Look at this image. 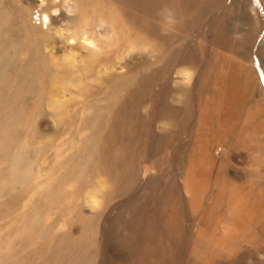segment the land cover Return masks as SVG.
<instances>
[{
	"label": "rangeland",
	"instance_id": "obj_1",
	"mask_svg": "<svg viewBox=\"0 0 264 264\" xmlns=\"http://www.w3.org/2000/svg\"><path fill=\"white\" fill-rule=\"evenodd\" d=\"M135 1L132 4H126V0L115 2L119 7L113 8L111 12L126 14L127 18L119 19L115 25L116 30H112L107 25L102 27L98 24L99 14L108 13L107 9L97 10L87 5L77 12L67 14L64 10L65 0H0V120L2 119L0 121V140L1 135L3 136V141L0 142V159L2 160H0L2 169H0V235L3 232V235L0 236V248L7 246L4 251L6 257L9 255V249L12 258L19 259L21 264H30L31 259L35 256L34 254L28 255L30 254V251L26 249L29 244L28 240L23 239L22 236L19 238V228L23 226L21 228L23 231L26 221L28 228H33V230L34 227L35 230L53 229L50 231L55 236L56 234L61 235V232L70 231L66 221L81 215L84 220L87 219L91 223L94 222L95 225H104L108 228L106 240L109 243H105L101 238L97 245L91 248V254L93 253L97 264H122V261L116 260L114 255L104 254L103 247L108 244L111 249L117 250L118 255L120 252L130 254L129 243L133 246L132 264H264V256H262L264 255V6L262 7L264 4L261 5L260 13L258 12L259 20H255L251 6L247 9L244 8L243 13L237 16L234 4L229 0L220 6L217 3L221 4L223 0H180L184 2V5L187 4L190 7V11L187 12L188 17L186 16L183 25L164 26V29L181 28V34V32L171 33L168 30L144 32L138 29L142 28L143 24L137 23L135 26L129 24L132 17L139 11L133 8L134 4L137 5ZM246 1L248 5L252 3V0ZM122 5L127 8L122 9ZM161 9H149L146 14L151 13L156 16L160 14ZM230 11L233 16H230ZM244 14L245 21L243 20ZM157 20H161L160 16ZM152 25L151 29H157V26ZM160 28L162 29V27ZM225 28L226 30H223ZM232 28L235 30L231 31ZM77 34L85 36L83 38L108 36L105 37V40L102 39L104 47L106 46V52L102 53L103 58L101 57L99 62H89L90 53L80 46L76 48V43H71L70 38L74 37L77 41L82 39V37H75ZM144 37H148V39ZM28 38L31 42L28 41ZM4 39H6L5 43ZM29 44H33V46ZM11 50L12 52H10ZM72 58L75 61L73 64ZM39 65L43 67L41 69L43 72ZM48 67L50 68L48 69ZM73 67L83 70L81 75ZM109 67L117 70L110 72ZM119 68H124L126 72H123L128 78L125 75H120L122 72ZM103 72L106 78L103 76ZM56 73H59L60 79V82L57 83L52 80ZM79 75L83 81L81 85L75 82ZM90 75L92 77H89ZM86 78H91L92 82H86ZM19 79L21 80L19 81ZM71 79L72 83L69 82ZM114 82L116 83L114 84ZM15 86H17L16 89ZM35 87L39 89L37 90ZM66 91L69 93L68 95ZM74 94L75 96H73ZM114 94L116 96H111ZM58 99L60 103L66 105V109L61 114L55 115L54 118L57 119L55 127L51 118L53 111L49 105ZM77 101L78 103H76ZM15 104L16 108H19L18 110L14 107ZM35 104L39 106L36 108ZM151 105L153 106L151 107ZM97 110L101 112L98 111V114ZM114 110L116 116L113 117L112 111ZM30 115L31 117H29ZM99 116H103L102 120ZM117 116H119L118 120L126 119L124 123L115 120ZM110 118H112V122ZM150 120L153 124L156 122L157 126L153 125ZM110 122L111 125H109ZM87 123L90 126H87ZM123 126L124 130L121 129ZM108 128L109 130H107ZM119 131L123 135L129 132L123 147L125 159L119 158L120 155L115 151L118 147L110 142V135H116ZM151 133L153 136H150ZM34 137L36 138L34 139ZM60 138L61 140H59ZM93 139H99V141L95 140L97 144H100L97 150L90 146L89 142ZM150 145H153V148ZM10 146L12 147L10 148ZM28 148L32 149L29 151ZM59 150L61 151L59 152ZM166 150L169 152L167 153ZM90 154L93 161L89 160V158L91 159ZM13 160L15 162H12ZM148 160L154 165L157 182L155 186L153 183L148 185L149 183L142 172V163L148 162ZM56 161L58 163L55 164ZM82 162L87 167V172H92L94 169L96 182L102 183L101 188L96 184L92 187V190H100H98V195H93L94 198L89 195L91 190H88L86 183H73L72 186L70 180L61 183L57 179L61 165L72 163L73 167L75 164L79 166ZM85 162L89 165H86ZM112 164H115L118 170L124 174L122 179H116L113 176L115 172L119 171L109 169L108 166ZM21 166L23 170L25 169L24 171ZM29 166L30 169H28ZM101 166L102 168H100ZM17 173L20 177L18 179H16ZM14 176L16 177L14 178ZM4 177L5 180H2ZM103 183L105 184L103 185ZM144 185L146 187L141 189ZM103 186L105 187L103 188ZM57 187L74 192V194L68 195L70 201L65 202L63 199L60 206L51 204L48 196V191ZM78 198L79 202L76 203ZM5 204L8 206L4 207ZM67 208H70V211ZM61 210L63 211L60 212ZM67 212H70L71 216L63 215ZM48 213L51 214L48 215ZM47 217L49 218L47 219ZM21 219H24L25 223ZM107 219L108 222H106ZM190 221L191 223H189ZM20 223L24 224L20 225ZM251 228L252 230H250ZM88 230L90 232L92 229ZM185 231L186 233H184ZM89 232L87 231V235ZM245 236L246 238H244ZM17 239L23 240L20 243ZM125 240L129 242H127V247L124 245ZM203 244L205 245L204 249L202 248ZM35 247L40 246L35 244ZM23 257L27 259H23Z\"/></svg>",
	"mask_w": 264,
	"mask_h": 264
},
{
	"label": "bare ground",
	"instance_id": "obj_2",
	"mask_svg": "<svg viewBox=\"0 0 264 264\" xmlns=\"http://www.w3.org/2000/svg\"><path fill=\"white\" fill-rule=\"evenodd\" d=\"M118 0H65V4H64V10L67 12V14L68 13H70V14H72V13H74V12H77L78 10H80V9H83V8H85L87 5L89 6V7H91V8H95V9H97V10H102V9H107L109 12L108 13H102V14H99V17H100V20H99V22H98V24L99 25H101L102 27H103V25H107L109 28H112V30H116V27H115V25L119 22L118 20L119 19H122V18H127V15L126 14H122V13H118V14H116V13H113V12H111V10H113V8H117V7H119V6H117L118 4H115V2H117ZM120 1H122V0H120ZM137 1V2H136ZM135 1V3H137V5H133V8H136L137 10H139L138 11V13L137 14H135L133 17H132V21L129 23V24H131V25H133V26H135L137 23H141V24H143V26H142V28H138L139 29V31H144V32H148V31H155V32H161V30L163 31V30H168V31H170L171 33H179V32H181L182 31V29L181 28H167V29H164L166 26L168 27L169 25H166L165 23H164V21H163V19H162V17H161V15L160 14H157L156 16L154 15V14H151V13H149V14H146V13H148V12H146L147 10H149V9H159V8H162V9H165V8H167V9H171L174 13H175V16H176V19H177V23L175 24V26H177V25H179V26H181V25H183L184 24V22H185V18H186V16L188 15L187 14V12H189L190 11V7H189V5H187V4H183L184 2H182V1H178V0H136ZM201 1V0H200ZM226 1H228V0H223V4L221 3V4H218L217 3V5H224V2H226ZM229 1H232V3L234 4V9L236 10V12H237V16H239L241 13H243V9L245 8V9H247V8H250V6H251V8H252V11H253V15H255L254 17H253V19H255V20H259V13H260V11H261V8L264 6V5H262V4H264V0H252L251 2V4H249L248 5V3H247V1L246 0H229ZM203 2V1H202ZM132 3H134V0H126V4H132ZM200 4H201V2H199ZM261 5H262V7H261ZM199 7V6H198ZM224 7V6H223ZM122 9H126L127 8V6H126V8H125V6L124 5H122V7H121ZM218 8H220V7H218ZM161 9V10H162ZM225 10H226V8H225ZM217 11H218V9H217ZM154 12V11H153ZM212 12V11H211ZM220 12V11H219ZM223 12V11H222ZM231 12V11H230ZM259 12V13H258ZM224 13H226V12H224ZM220 14V13H219ZM264 14V13H263ZM11 15V14H10ZM226 16H227V14H225ZM261 15V14H260ZM159 16H160V18H161V22L160 21H158L157 19L159 18ZM230 16H233V13L231 12L230 13ZM4 17V16H3ZM9 17V16H8ZM11 17V16H10ZM188 17V16H187ZM209 17H210V15H209ZM221 17V16H220ZM230 19V18H229ZM245 19V14L243 15V20ZM246 20V19H245ZM244 20V21H245ZM158 21V22H157ZM218 21V20H217ZM5 22H7V21H5ZM3 23V22H2ZM2 23H1V25H2ZM211 23H212V21H211ZM152 24H154L155 26H157V29H151V26H153ZM226 24V23H225ZM98 25V26H99ZM165 26V27H164ZM100 27V26H99ZM160 27H162V29L160 28ZM229 28V27H228ZM73 29H76V28H73ZM96 29V28H95ZM103 29V28H102ZM105 29V28H104ZM97 30V29H96ZM95 30V31H96ZM111 30V29H110ZM223 30H226V28L225 29H223ZM231 31L232 30H235V28H232V29H230ZM76 32V31H75ZM97 32V31H96ZM102 32V31H101ZM235 32V31H234ZM240 32V31H239ZM78 33L79 34H81V32L80 31H78ZM100 33V32H99ZM229 33V32H228ZM76 34V33H75ZM79 34H77V36H75V37H82V39H78V41H77V39L76 38H70L69 40H71V43L72 44H75L76 43V48L77 47H82V49H84L85 51H87L88 53H90V60H89V62H91V63H97V62H99L100 61V58L102 57V53L105 51V47H104V45H103V40H105L106 38L105 37H108V36H103V35H100V36H98V37H93V38H83V37H85V36H79ZM101 34V33H100ZM181 34H182V32H181ZM232 34H234V33H232ZM247 34V33H246ZM84 35V34H83ZM250 35V34H249ZM264 35V34H263ZM235 36V35H234ZM239 36V35H238ZM87 37V36H86ZM231 37V36H230ZM41 38V37H40ZM126 38H128V37H126ZM140 38V37H139ZM138 38V39H139ZM142 38V37H141ZM144 38H146V37H144ZM143 38V39H144ZM263 38H264V36H263ZM103 39V40H102ZM146 39H148V37L146 38ZM157 39V38H156ZM2 40V39H1ZM5 40L6 39H4L3 41H4V43H5ZM8 40H10V39H8ZM36 40V39H35ZM40 40V39H39ZM64 40H65V38H64ZM141 40V39H140ZM152 40H154V39H152ZM236 40V39H235ZM248 40V39H247ZM28 41H30V39L28 38ZM150 41V40H149ZM156 41V40H155ZM208 41V40H207ZM230 41H232V40H230ZM2 42V41H1ZM31 42V41H30ZM37 42V41H36ZM105 42H107V41H105ZM111 42V41H110ZM109 42V43H110ZM137 42V41H136ZM154 42V41H153ZM157 42V41H156ZM163 42V41H162ZM15 43V42H14ZM236 43V42H235ZM26 45H27V43H25ZM35 45H38V44H36V43H34ZM117 44V43H116ZM155 44V43H154ZM30 46H33V44L31 45V44H29ZM39 45H41V44H39ZM53 45V44H52ZM5 46V45H4ZM232 46V45H231ZM234 46V45H233ZM262 46V45H261ZM46 47H48V46H46ZM52 47H54V46H52ZM74 47V46H73ZM146 47H148V46H146ZM151 47V46H150ZM157 47H158V45H157ZM160 47V49H161V46H159ZM164 47V46H163ZM4 48V47H3ZM35 48V47H34ZM41 48V47H40ZM108 48V47H107ZM106 48V49H107ZM156 48V47H155ZM15 49V48H14ZM25 49V48H24ZM28 49V48H27ZM39 49V48H38ZM135 49H137V47L135 46ZM147 49V48H146ZM2 50V49H1ZM29 50V49H28ZM49 50H50V47H49ZM74 50V49H73ZM159 50V49H158ZM37 51V50H36ZM44 51V50H43ZM130 51V50H129ZM132 51V53H133V50H131ZM10 52H12V50L10 51ZM27 52V51H26ZM34 53H35V51H33ZM70 52V51H69ZM72 52V51H71ZM106 52V51H105ZM167 52V51H166ZM28 53V52H27ZM82 53V52H81ZM131 53V52H130ZM47 55V54H46ZM173 55V57H174V54H172ZM43 56V55H42ZM41 56V57H42ZM51 56V55H50ZM53 56V55H52ZM157 56V55H156ZM242 56V55H241ZM245 56V55H244ZM35 57V56H34ZM37 57H39V56H37ZM55 57V56H54ZM77 57V56H76ZM172 57V56H171ZM243 57V56H242ZM45 58H47L48 59V57H45ZM88 58V57H87ZM103 58V57H102ZM125 58V57H124ZM141 58V57H140ZM145 58V57H144ZM156 58V57H155ZM167 58V57H166ZM119 59V58H118ZM129 59V58H128ZM148 59V58H147ZM237 59V58H236ZM57 60V59H56ZM121 60V59H120ZM127 60V59H126ZM161 60H162V58H161ZM28 61V60H27ZM46 61V60H45ZM48 61V60H47ZM117 61V60H116ZM130 61V60H129ZM146 61V60H145ZM150 61V60H149ZM29 62V61H28ZM71 62H72V64L73 63H75V61H74V59L72 58V60H71ZM118 62V61H117ZM120 62V61H119ZM163 62H166V61H164L163 60ZM179 62V61H178ZM31 63V62H30ZM45 63V62H44ZM47 63V62H46ZM49 63V62H48ZM51 63V62H50ZM129 63V62H128ZM162 63V62H161ZM181 63V62H180ZM25 64V63H24ZM32 64V63H31ZM157 64V63H156ZM160 64V63H159ZM167 64V63H166ZM30 65V64H29ZM43 65V64H42ZM46 65V64H45ZM44 65V66H45ZM53 65V64H52ZM94 65V64H93ZM115 64H113V66H114ZM117 65H118V63H117ZM119 65H120V63H119ZM152 65H153V62H152ZM155 65V64H154ZM33 66V65H32ZM41 68H40V70L43 68L41 65H39ZM48 66V65H47ZM49 66H50V64H49ZM58 66V65H57ZM73 66H75V65H73ZM128 66V65H127ZM156 66V65H155ZM70 67H72V66H70ZM115 67V66H114ZM118 67V66H117ZM151 67V66H150ZM167 67V66H166ZM194 67V66H193ZM36 68H37V66H36ZM46 68V67H45ZM50 67H48V69H49ZM74 68V67H73ZM72 68V69H73ZM103 68V67H102ZM146 68V67H145ZM144 68V69H145ZM176 68V67H175ZM24 69V68H23ZM31 69V68H30ZM29 69V72H31V70ZM75 69V68H74ZM104 69H106V68H104ZM108 69V68H107ZM127 70H128V68H126ZM174 69V68H173ZM181 69V68H180ZM39 70V69H38ZM62 70V69H61ZM61 70H59V71H61ZM75 70H78V73H80V75H81V72L83 71V70H79V69H75ZM109 70H110V72H115L117 69L115 68V69H112V68H110L109 67ZM119 70L122 72L120 75L121 76H124L125 75V70H124V68H119ZM146 70H148L147 68H146ZM23 71V70H22ZM26 71V70H25ZM42 72H43V70H41ZM46 71V70H45ZM44 71V72H45ZM55 71V70H54ZM123 71H125V72H123ZM129 71V70H128ZM145 71V70H144ZM173 71V70H172ZM194 71V70H193ZM27 72H28V70H27ZM52 72H53V69H52ZM66 72V71H65ZM76 72V71H75ZM110 72H109V74H110ZM119 72V71H118ZM130 72H132V71H130ZM22 73V72H21ZM64 73V72H63ZM62 73V74H63ZM70 73H72V72H70ZM92 73V72H91ZM106 73V72H105ZM170 73V72H169ZM175 73V72H174ZM23 74V73H22ZM35 74V73H34ZM34 74H32V75H34ZM87 74V73H86ZM98 74V73H97ZM102 74V73H101ZM107 74V73H106ZM20 76H21V74H19ZM27 75V74H26ZM49 75V74H48ZM76 75V74H75ZM79 75V78L77 77L76 78V80H75V82H77L78 84H82L83 83V81H82V79H81V76ZM99 75V74H98ZM176 75V74H175ZM23 76V75H22ZM68 76V75H67ZM103 76L105 77V75H104V72H103ZM107 76V75H106ZM115 76H116V74H115ZM126 77H127V75H125ZM134 76H136V75H134ZM172 76H173V74H172ZM185 76H186V74H185ZM192 76V75H191ZM28 77V76H27ZM34 76H32V78H33ZM76 77V76H75ZM89 77H92V75H90ZM98 77V76H97ZM100 77V76H99ZM126 77L124 78V80L126 79ZM132 77H133V75H132ZM153 77V76H152ZM169 77H171V76H169ZM196 77V76H195ZM23 78V77H22ZM25 78V77H24ZM106 78V77H105ZM113 78V77H112ZM122 78V77H121ZM120 78V79H121ZM128 78V77H127ZM186 78V77H185ZM188 78V77H187ZM34 80H35V78H33ZM45 79H46V77H45ZM49 79V76H48V78H47V80ZM102 79V78H101ZM100 79V80H101ZM116 79V78H115ZM167 79H168V77H167ZM166 79V80H167ZM174 79H175V77H174ZM178 79V78H177ZM196 79V78H195ZM194 79V80H195ZM21 79H19V81H20ZM34 80H33V82H34ZM41 80H42V78H41ZM52 80L53 81H56V83L57 82H60V79H59V73H56L53 77H52ZM112 80H114V79H112ZM117 80V79H116ZM115 80V81H116ZM129 80V79H128ZM188 80V79H187ZM193 80V81H194ZM18 81V82H19ZM25 81V80H24ZM26 81H27V79H26ZM39 81V80H38ZM85 81L86 82H92V79L91 78H86L85 79ZM94 81V80H93ZM110 81V80H109ZM108 81V82H109ZM121 81H123L122 79H121ZM196 81V80H195ZM17 82V83H18ZM32 82V83H33ZM36 82V81H35ZM42 82H44V81H42ZM42 82H40V83H42ZM49 82H51L52 83V81L51 80H49ZM70 83H72V79H71V81H69ZM96 82V81H95ZM99 82V81H98ZM112 82V81H111ZM117 82H118V80H117ZM124 82V81H123ZM126 82V81H125ZM38 83V82H37ZM50 83V84H51ZM100 83V82H99ZM116 82H114V84H115ZM131 83V82H130ZM130 83H129V85H130ZM165 83V82H164ZM172 83H173V81H172ZM181 83V82H180ZM179 83V84H180ZM28 84V83H27ZM34 84V83H33ZM45 84V83H44ZM47 84V83H46ZM161 84H163V83H161ZM168 84V83H167ZM177 84V83H176ZM196 84V83H195ZM18 85V84H17ZM21 85V84H20ZM35 85V84H34ZM39 85V84H38ZM49 85V84H48ZM57 85V84H56ZM79 85V86H80ZM122 85V84H121ZM128 85V86H129ZM42 86V85H41ZM52 87H53V85H51ZM61 86V85H60ZM84 86H86V85H84ZM120 88H121V86L120 85H118ZM124 86H125V84H124ZM127 86V87H128ZM168 86V85H167ZM172 86H174L173 84H172ZM16 87L17 86H15V89H16ZM24 87H25V85H24ZM46 87H47V85H46ZM46 87H45V89H46ZM102 87V86H101ZM100 87V88H101ZM107 87V86H106ZM105 87V88H106ZM117 87V86H116ZM158 87V86H157ZM156 87V88H157ZM159 87H161V86H159ZM163 87H165V86H163ZM162 87V88H163ZM21 88V87H20ZM27 88H28V86H27ZM26 88V89H27ZM33 88V87H32ZM42 88V87H41ZM55 88V87H54ZM58 88V87H57ZM57 88H55V89H57ZM83 88V87H82ZM103 88V87H102ZM123 88V87H122ZM125 88V87H124ZM22 89V88H21ZM35 89H37V87H35ZM39 89V88H38ZM37 89V90H38ZM109 89V88H108ZM113 89H115V88H113ZM164 89V88H163ZM28 90V89H27ZM74 90V89H73ZM87 90V89H86ZM162 90V89H161ZM29 91L31 92V89H29ZM33 91V90H32ZM44 91V90H43ZM78 91V90H77ZM84 91V90H83ZM107 91H109V90H107ZM114 91V90H113ZM127 91V90H126ZM22 92H23V90H22ZM26 92V91H25ZM24 92V93H25ZM40 92V91H39ZM71 92V91H70ZM85 92V91H84ZM123 92V91H122ZM140 92H141V90H140ZM159 92V91H158ZM160 92H162V91H160ZM159 92V93H160ZM215 92V91H214ZM213 92V93H214ZM13 93H14V91H13ZM38 93V92H37ZM36 93V94H37ZM43 93V92H42ZM92 93V92H91ZM90 93V94H91ZM104 93H105V91H104ZM110 93V92H109ZM206 93V92H205ZM31 94H32V92H31ZM34 94H35V92H34ZM44 94V93H43ZM45 94H47V93H45ZM58 94V93H57ZM65 94V93H64ZM66 94L68 95L69 93H67V91H66ZM76 94V93H75ZM75 94L73 95V96H75ZM86 94H87V92H86ZM129 94V93H128ZM173 94V93H172ZM24 95H26V93L24 94ZM23 95V96H24ZM48 95V94H47ZM100 95V94H99ZM102 95V94H101ZM100 95V96H101ZM158 95H160L161 96V94H158ZM214 95V94H213ZM11 96V95H10ZM13 96V98H14V95H12ZM17 96H19V95H17ZM16 96V97H17ZM22 96V97H23ZM27 96H29V95H27ZM44 96V95H43ZM56 96V95H55ZM90 96V95H89ZM109 96V95H108ZM107 96V97H108ZM111 96H116V94H114V95H111ZM191 96V95H190ZM26 97V96H25ZM31 97V96H30ZM106 97V96H105ZM104 97V98H105ZM119 97V96H118ZM154 97V96H153ZM37 98V97H36ZM42 96H41V100H42ZM73 98V97H72ZM87 98V97H86ZM90 98H91V96H90ZM109 98H110V96H109ZM114 98V97H113ZM157 98V97H156ZM196 98V97H195ZM194 98V99H195ZM9 99H11V97H9ZM16 99H18V98H16ZM40 99H38V100H40ZM53 99V98H52ZM88 99V98H87ZM86 99V100H87ZM95 99V98H94ZM93 99V100H94ZM97 99V98H96ZM105 99H108V98H105ZM110 99H112V97L110 98ZM159 99V98H158ZM45 100V99H44ZM49 100V99H48ZM47 100V101H48ZM67 100V99H66ZM103 100V99H102ZM8 101V100H7ZM85 101V100H84ZM104 101V100H103ZM110 101V100H109ZM154 101V100H153ZM171 101V100H170ZM11 102V101H10ZM35 102V101H34ZM40 102V101H39ZM38 102V103H39ZM42 102V101H41ZM46 102V101H45ZM97 102V101H96ZM108 102V101H107ZM112 102V101H111ZM190 102V101H189ZM196 102V101H195ZM36 103V102H35ZM37 103V104H38ZM42 103H44V101L42 102ZM76 103H78V101L76 102ZM109 103V102H108ZM154 103V102H153ZM80 104V103H79ZM95 104V103H94ZM112 104V103H111ZM7 105H8V103H7ZM7 105H5L6 107H7ZM13 105V104H12ZM75 105V104H74ZM110 105V104H109ZM119 105V104H118ZM197 105V104H196ZM11 106V105H10ZM37 105L35 104V107H36ZM39 106V105H38ZM37 106V107H38ZM48 106V105H47ZM76 106V105H75ZM94 106V105H93ZM104 106V105H103ZM102 106V107H103ZM112 106V105H111ZM110 106V107H111ZM153 105H151V107H152ZM157 106V105H156ZM9 107V106H8ZM14 107L16 108L17 107V105L15 104L14 105ZM35 107H33L34 109H35ZM36 107V108H37ZM88 107V106H87ZM107 108H109L108 106H106ZM118 107V106H117ZM10 108H12V107H10ZM9 108V109H10ZM15 108H13V109H15ZM49 108L53 111V113H52V115H51V118L53 119V124L55 125V127L57 126V119L56 118H54L55 117V115H59V114H61V112H63L65 109H66V105H64L62 102L60 103L59 102V99L57 100V101H54V102H52L50 105H49ZM79 108H81V107H79ZM78 108V109H79ZM86 108V107H85ZM84 108V109H85ZM89 108V107H88ZM87 108V109H88ZM93 108V107H92ZM99 108H101V107H99ZM105 108V107H104ZM17 109V108H16ZM19 109V108H18ZM17 109V110H18ZM31 109H32V107H31ZM71 109H72V107H71ZM83 109V108H82ZM141 109H142V107H141ZM144 109V108H143ZM146 109V108H145ZM217 109H218V107H217ZM28 110V109H27ZM36 110V109H35ZM49 110V109H48ZM75 110V109H74ZM92 110V109H91ZM91 110H90V112H91ZM100 110V109H99ZM99 110H97V112L96 113H98V111ZM102 110H104V109H102ZM106 110V109H105ZM152 110V109H151ZM1 111V110H0ZM12 111V110H11ZM16 111V110H15ZM20 111V110H19ZM17 112L18 114L20 113V112ZM72 111V110H71ZM70 111V112H71ZM85 111H86V109H85ZM150 111V110H149ZM218 111V110H217ZM216 111V112H217ZM8 112V111H7ZM6 112V113H7ZM28 113H29V110L27 111ZM31 112H32V110H31ZM49 112V111H48ZM74 112V111H73ZM101 111H99V113H100ZM122 112V111H121ZM151 112V111H150ZM5 113V114H6ZM13 113H15V112H13ZM16 113V114H17ZM65 113H67V112H65ZM75 113V112H74ZM98 113V114H99ZM156 113V112H155ZM18 114H17V116H18ZM51 114V113H50ZM73 114V113H72ZM102 114V113H101ZM105 114H107V113H105ZM112 116L114 117V116H116V112H115V110L114 111H112ZM148 114V113H147ZM151 114H154V113H151ZM14 115V114H13ZM32 115V114H31ZM31 115L29 116V117H31ZM37 115V113L35 114V116ZM41 115V114H40ZM46 115V114H45ZM81 115V114H80ZM72 116V115H71ZM91 116V113H90V115H89V117ZM124 116V115H123ZM147 116V115H146ZM150 116V115H149ZM155 116V115H154ZM153 116V117H154ZM24 117V116H23ZM44 117V116H43ZM86 118H87V116H85ZM97 117V116H96ZM96 117H95V119H96ZM100 117V116H99ZM111 117V116H110ZM2 118V117H1ZM9 118V117H8ZM13 118V117H12ZM33 118V117H32ZM38 118V117H37ZM46 118V117H45ZM44 118V120H46ZM50 118V119H51ZM81 118V117H80ZM101 118V120H102V118H103V116L102 117H100ZM118 118H119V116H117L116 118H115V120H118ZM150 118H151V116H150ZM149 118V119H150ZM21 119V118H20ZM27 120H29L28 118H26ZM39 119H41V118H39ZM43 119V118H42ZM75 119V118H74ZM90 119H91V117H90ZM106 119H108V118H106ZM111 119V122H112V118H110ZM2 120V119H1ZM0 120V121H1ZM8 120H10V118L8 119ZM23 120V119H22ZM82 120V119H81ZM86 120V119H85ZM109 120V119H108ZM107 120V121H108ZM120 121H122L123 123H124V121L126 120H124L123 118H120L119 119ZM118 120V121H119ZM146 120V119H145ZM19 121V120H18ZM25 121V120H24ZM30 121V120H29ZM88 121V120H87ZM93 121V120H92ZM147 121V120H146ZM158 121V120H157ZM7 122V121H6ZM14 122H16V121H14ZM38 122V121H37ZM45 122V121H44ZM93 122H95V121H93ZM92 122V123H93ZM111 122L109 123V125H111ZM150 122L152 123V120H150ZM5 123V122H4ZM8 123H10V122H8ZM23 123V122H22ZM81 123H82V121H81ZM90 123V122H89ZM91 123V124H92ZM97 123H98V121H97ZM150 123V125H152ZM214 123V122H213ZM10 124H12V123H10ZM50 124V123H49ZM70 124V123H69ZM88 124V123H87ZM96 124V123H95ZM99 124V123H98ZM155 124H156V122H155ZM155 124H153V125H155ZM5 125V124H4ZM39 125V124H38ZM48 125V124H47ZM108 125V126H109ZM149 125V124H148ZM1 126H2V124H1ZM11 126V125H10ZM15 126H16V124H15ZM87 126H90L89 124L87 125ZM98 126V125H97ZM155 126H157V125H155ZM170 126V125H169ZM32 127V126H31ZM54 127V128H55ZM70 127V126H69ZM68 127V128H69ZM82 127V126H81ZM150 127H152V126H150ZM173 127V126H172ZM34 128V127H33ZM67 128V129H68ZM80 128V127H79ZM124 128V126L123 127H121V129H123ZM148 128V127H147ZM10 129H12V128H10ZM9 129V130H10ZM60 129V128H59ZM82 129V128H81ZM93 129H95V128H93ZM157 129V128H156ZM160 129V128H159ZM168 129H170V128H168ZM58 130V129H57ZM80 130V129H79ZM83 130H84V128H83ZM92 130V129H91ZM90 130V131H91ZM99 130V129H98ZM107 130H109V128L107 129ZM124 130V129H123ZM122 130V131H123ZM148 130V129H147ZM7 131V130H6ZM5 131V132H6ZM29 131V130H28ZM36 131V130H35ZM59 131V130H58ZM63 131H64V128H63ZM85 131V130H84ZM121 131V130H120ZM120 131H119V133L118 134H116V135H110L111 136V139H110V142L113 144V145H116L117 147H118V149H116L115 151H116V153L118 154V155H120V159H125V150L123 149V147L125 146V141H126V138H127V134L129 133V132H126L125 133V135H123L122 133H120ZM30 132V131H29ZM32 132H34V131H32ZM37 132H38V130H37ZM37 132H35V134L37 133ZM71 132V131H70ZM89 132V131H88ZM94 132H96V131H94ZM168 132V131H167ZM12 133V132H11ZM31 133V132H30ZM62 133V132H61ZM72 133H74V132H72ZM71 133V134H72ZM82 133V132H81ZM87 133V132H86ZM97 133V132H96ZM9 134V133H8ZM17 134V133H16ZM28 134V133H27ZM57 134V133H56ZM84 134V133H83ZM98 134V133H97ZM110 134H112V133H110ZM152 134V133H151ZM6 135V134H5ZM5 135H4V137H5ZM37 135H38V133H37ZM53 135V134H52ZM62 135V134H61ZM79 135V134H78ZM87 135V134H86ZM99 135V134H98ZM103 135V134H102ZM150 135V134H149ZM173 135V134H172ZM33 136V135H32ZM58 136V135H57ZM56 136V137H57ZM89 136H91V135H89ZM103 136H105V135H103ZM150 136H153V134L152 135H150ZM156 136H157V134H156ZM155 136V137H156ZM195 136V135H194ZM2 135H1V140H2ZM8 137V136H7ZM82 137V136H81ZM96 137V136H95ZM36 137H34V139H35ZM50 138V137H49ZM64 138V137H63ZM72 138V137H71ZM79 138H80V136H79ZM88 138V137H87ZM90 138V137H89ZM103 138V137H102ZM7 140H8V138H6ZM16 139H17V137H16ZM31 139V138H30ZM47 139V138H46ZM91 139V138H90ZM1 140H0V142H1ZM7 140H6V142H7ZM10 141H11V139H9ZM28 140V139H27ZM56 140V139H55ZM59 140H61V138L59 139ZM74 140H76V139H74ZM95 140H97V141H99V139H93V140H90V146L93 148V149H98V146L100 145V144H97L96 142H95ZM102 140V139H101ZM3 141V140H2ZM14 141V140H13ZM17 141V140H16ZM68 141V140H67ZM70 141V140H69ZM148 141H149V138H148ZM6 142H3L4 144L6 143ZM33 142V141H32ZM37 142V141H36ZM40 142V141H39ZM45 142V141H44ZM48 142V141H47ZM50 142V141H49ZM41 143V142H40ZM54 143V142H53ZM65 143V142H64ZM84 143V142H83ZM153 143V142H152ZM151 143V144H152ZM12 144H15V143H12ZM21 144V143H20ZM37 144V143H36ZM57 144V143H56ZM28 145V144H27ZM38 145V144H37ZM65 145V144H64ZM88 145V144H87ZM148 145V144H147ZM15 146H18V145H15ZM23 146H24V144H23ZM40 146V145H39ZM41 146H42V144H41ZM79 146H80V144H79ZM153 146V145H152ZM151 145H150V147H152ZM169 146V145H168ZM4 147H6L5 145H4ZM12 146H10V148H11ZM20 147V146H19ZM44 147V146H43ZM39 148V147H38ZM67 148V147H66ZM80 148V147H79ZM91 148V149H92ZM153 148V147H152ZM152 148H150V149H152ZM3 149V148H2ZM14 149V148H13ZM29 149V151L32 149H30V148H28ZM53 149V148H52ZM55 149V148H54ZM82 149V148H81ZM92 149V150H93ZM101 149V148H100ZM144 149H146V148H144ZM150 149H148V150H150ZM1 150V149H0ZM8 150V149H7ZM40 150V149H39ZM38 150V151H39ZM71 150V149H70ZM92 150H91V152H92ZM111 150V149H110ZM139 150V149H138ZM154 150V149H153ZM3 151V150H2ZM19 151V150H18ZM22 153H23V151L22 150H20ZM33 151V150H32ZM36 151V150H35ZM34 151V152H35ZM43 151V150H42ZM53 151V150H52ZM57 151V150H56ZM61 150H59V152H60ZM67 151V150H66ZM74 151V150H73ZM94 151V150H93ZM112 151V150H111ZM7 152V151H6ZM13 152V151H12ZM37 152V151H36ZM55 152V151H54ZM59 152H58V154H59ZM70 152V151H69ZM96 152V151H95ZM95 152H94V154H95ZM144 152V151H143ZM146 152V151H145ZM150 152H152V151H150ZM166 152H167V150H166ZM169 152V151H168ZM167 152V153H168ZM9 153V152H8ZM67 153V152H66ZM101 153V152H100ZM99 153V154H100ZM12 154V153H11ZM29 154H31V153H29ZM34 154V153H33ZM74 155H75V153H73ZM79 154V153H78ZM112 154V153H111ZM146 154L148 155V153L146 152ZM7 155H9V154H7ZM19 155H20V153H19ZM22 155V154H21ZM24 155V154H23ZM64 155V154H63ZM72 155V154H71ZM73 155V156H74ZM153 155V154H152ZM166 155V154H165ZM13 156V155H12ZM47 156V155H46ZM72 156V157H73ZM90 156H91V159L89 158V160H92L93 161V159H92V155L90 154ZM11 157V156H10ZM10 157H8V158H10ZM23 157V156H22ZM50 157V156H49ZM63 157V156H62ZM64 157H65V155H64ZM63 157V158H64ZM84 157V156H83ZM101 157V156H100ZM164 157V156H163ZM30 158V157H29ZM44 158V157H43ZM67 158V157H66ZM79 158V157H78ZM88 158V157H87ZM141 158V157H140ZM142 158H143V155H142ZM141 158V159H142ZM4 159V158H3ZM47 159V158H46ZM49 159V158H48ZM53 159V158H52ZM70 159H72L71 157H70ZM84 159V158H83ZM82 159V160H83ZM101 159H102V157H101ZM111 159H112V157H111ZM164 159V158H163ZM209 159V158H208ZM1 160V159H0ZM7 160V159H6ZM5 160V162L7 163V161ZM10 160V159H9ZM17 160V159H16ZM32 160H34V159H32ZM31 160V161H32ZM44 160H45V158H44ZM51 160V159H50ZM146 160V159H145ZM152 160H154V159H152ZM205 160V159H204ZM2 161V160H1ZM92 161H90V162H92ZM137 161H138V158H137ZM166 161V159L164 160V162ZM172 161V160H171ZM4 162V163H5ZM12 162H15L14 160L12 161ZM17 162V161H16ZM46 162V161H45ZM48 162V161H47ZM50 162V161H49ZM81 162V161H80ZM96 162V161H95ZM95 162H94V164H95ZM98 162V161H97ZM30 163H34V162H30ZM56 163H58L57 161L55 162V164ZM61 163V162H60ZM88 163H89V161H88ZM87 163V164H88ZM104 163V162H103ZM139 163H142V162H139ZM11 164V163H10ZM53 164V163H52ZM85 164H86V162H85ZM86 164V165H87ZM165 164H167V163H165ZM6 165V164H5ZM26 165V164H25ZM37 165V164H36ZM89 165V164H88ZM38 166V165H37ZM58 166V165H57ZM92 166V165H91ZM96 166H98V165H96ZM100 166V165H99ZM136 166V165H135ZM158 166V165H157ZM10 167V166H9ZM8 167V168H9ZM15 167V166H14ZM18 167V166H17ZM43 167H44V165H43ZM45 167H49V166H45ZM52 167V166H51ZM93 167H95L94 165H93ZM4 168V167H3ZM16 168V167H15ZM21 168H22V166H21ZM86 168L87 167H85V165H84V162H82L81 164H79V166H77L76 164H75V166H73L72 167V163H69V164H65V165H61V167H60V171H59V173H58V175H59V177H57V179L61 182V183H64L65 182V180H70L69 182L71 183V185L73 184V183H78V184H84V183H86L87 184V187H88V190L90 191L91 190V192L89 193V195L91 196V198H94V194H97L98 195V193H99V191L98 190H92L93 188V186L96 184L97 186H101V182L99 181H97L96 182V180H95V173L93 172V170H92V172H87L86 171ZM92 168V167H91ZM100 168H102V166L100 167ZM100 168H99V170H100ZM108 168L109 169H114L115 171L116 170H118V168L116 167V165L114 164H112V165H109L108 166ZM160 168V167H159ZM1 169V168H0ZM28 169H30V166H29V168ZM48 169V168H47ZM58 169H59V167H58ZM98 169V168H97ZM163 169V168H162ZM180 169V168H179ZM2 170V169H1ZM16 170H17V168H16ZM22 170H23V168H22ZM25 170V169H24ZM23 170V171H24ZM41 170V169H40ZM88 170V169H87ZM105 170V169H104ZM8 171V170H7ZM10 171H11V169H10ZM19 171V170H18ZM54 171V170H53ZM91 171V170H90ZM95 171H97V170H95ZM102 171V170H101ZM100 171V172H101ZM119 171V170H118ZM140 171V170H139ZM162 171V170H161ZM174 171V170H173ZM20 172H21V170H20ZM27 172V171H26ZM55 172V171H54ZM53 172V173H54ZM142 172H143V174L145 175L144 177H146V181H147V183H149L148 185H151L152 183L154 184V186L157 184V182H156V177H155V173H154V165L151 163V162H149V160H148V162H146L145 161V163H142ZM170 172V171H169ZM3 173H5V172H3ZM42 173V172H41ZM157 173H159V172H157ZM179 173H180V171H179ZM14 174H16L15 173V171H14ZM28 174V173H27ZM43 174H45L44 172H43ZM141 174V173H140ZM158 175V174H157ZM166 175V174H165ZM177 175H178V173H177ZM11 176V175H10ZM33 176V175H32ZM43 176V175H42ZM113 176H115V178L116 179H122V177L124 176V174L123 173H121L120 171L119 172H115V174L113 175ZM16 176H14V178H15ZM18 173H17V178L16 179H18ZM24 177V176H23ZM47 177V176H46ZM104 177H106V176H104ZM143 177V178H144ZM20 178V177H19ZM107 178V177H106ZM10 179V178H9ZM12 179V178H11ZM16 179H15V182H17L16 181ZM28 179V178H27ZM50 179V178H49ZM55 179H56V177H55ZM98 179V178H97ZM2 180H5V177L2 179ZM46 180V179H45ZM54 180V179H53ZM103 180H105V179H103ZM145 180V179H144ZM165 180V179H164ZM163 180V181H164ZM167 180V179H166ZM12 181V180H11ZM14 181V180H13ZM40 181V180H39ZM43 181V180H42ZM55 181V180H54ZM109 181V180H108ZM47 182V181H46ZM52 182V181H51ZM131 182V181H130ZM141 182V181H140ZM180 182V181H179ZM26 183V182H25ZM24 183V184H25ZM42 183V182H41ZM166 183V182H165ZM39 184V183H38ZM50 184V183H49ZM105 183H103V185H104ZM107 184H108V182H107ZM106 184V185H107ZM145 184V183H144ZM161 184H162V182H161ZM68 185V184H67ZM74 185H76V184H74ZM37 186V185H36ZM70 186V185H69ZM73 186V185H72ZM78 186V185H77ZM86 186V185H85ZM162 186V185H161ZM164 186V185H163ZM23 187H25L24 185H23ZM105 186H103V188H104ZM146 187V185H144V186H142V188L141 189H143V188H145ZM148 187V186H147ZM95 188V187H94ZM101 188V187H100ZM102 188V189H103ZM137 188V187H136ZM149 188V187H148ZM211 188V187H210ZM34 189V188H33ZM38 189H39V187H38ZM86 189V188H85ZM101 189V190H102ZM208 189V188H207ZM45 190V189H44ZM110 190V189H109ZM7 191V190H6ZM16 191H17V189H16ZM33 191V190H32ZM46 191V190H45ZM75 192H79V191H76V190H74ZM83 191H85V190H83ZM161 191V190H160ZM260 191V190H259ZM31 192V191H30ZM34 192V191H33ZM37 192H38V190H37ZM42 192V191H41ZM40 192V193H41ZM49 193H48V196H49V198H50V200H51V204H53L54 206H57V205H59L61 202H62V200L63 199H65L64 201L65 202H68V201H70L69 199H70V197H69V199H68V195H72V194H74V192H70V191H67L65 188L64 189H58V187L57 188H54V189H52L51 191H48ZM133 192V191H132ZM207 192V191H206ZM261 192V191H260ZM32 193V192H31ZM35 193V192H34ZM81 194H82V191L80 192ZM136 193V192H135ZM140 193V192H139ZM262 193V192H261ZM4 194V193H3ZM45 194V193H44ZM85 194V193H84ZM86 194H88V193H86ZM101 194V193H100ZM105 194H107V193H105ZM146 194H147V192H146ZM45 195H47V194H45ZM96 195V196H97ZM121 195V194H120ZM22 196V195H21ZM27 196V195H26ZM82 196V195H81ZM138 196V195H137ZM161 196V195H160ZM211 196V195H210ZM45 197H47V196H45ZM74 197V196H73ZM75 197H76V195H75ZM99 197V196H98ZM145 197V196H144ZM49 198H47L48 200H49ZM126 198V197H125ZM22 199V198H21ZM36 199V198H35ZM43 199V198H42ZM76 199V198H75ZM106 199V198H105ZM121 199V198H120ZM157 199V198H156ZM188 199V198H187ZM227 199V198H226ZM28 200V199H27ZM38 200V199H37ZM72 200H74V199H72ZM78 200V201H77ZM76 201V203H78L79 202V198L77 199ZM122 200V199H121ZM159 200V199H158ZM3 201V200H2ZM75 201V200H74ZM74 201H71V202H74ZM110 201H112L111 199H110ZM156 201V200H155ZM189 201V200H188ZM25 202V201H24ZM33 202V201H32ZM70 202V203H71ZM93 202V201H92ZM116 202V201H115ZM158 202V201H157ZM105 203V202H104ZM104 203L101 205L102 207L104 206ZM222 203V202H221ZM1 204V203H0ZM26 204V203H25ZM47 204V203H46ZM50 204V205H51ZM80 204V203H79ZM106 204V203H105ZM115 204V203H114ZM124 204V203H123ZM158 204V203H157ZM207 204H209V203H207ZM213 204V203H212ZM223 204V203H222ZM256 204V203H255ZM7 204H5L4 205V207L6 206ZM29 205V204H28ZM35 205V204H34ZM61 205V204H60ZM59 205V206H60ZM78 205V204H77ZM94 205V204H93ZM122 205V204H121ZM155 205H156V203H155ZM8 206V205H7ZM46 206V205H45ZM54 206H53V208H54ZM86 206V205H85ZM98 206V205H97ZM100 206V207H101ZM113 206V205H112ZM111 206V207H112ZM123 206V205H122ZM189 206V205H188ZM223 206V205H222ZM234 206V205H233ZM64 207V206H63ZM110 207V208H111ZM121 207V206H120ZM124 207V206H123ZM154 207V206H153ZM191 207V206H190ZM217 207V206H216ZM262 207V206H261ZM25 208V207H24ZM47 208V207H46ZM78 208V207H77ZM76 208V209H77ZM82 208H84V207H82ZM98 208V207H97ZM108 208V207H107ZM259 208V207H258ZM26 209V208H25ZM24 209V210H25ZM38 209V208H37ZM36 209V210H37ZM57 209H60V208H58L57 207ZM56 209V210H57ZM64 209V208H63ZM67 209H69V211H70V208H67ZM76 209H74V210H76ZM186 209V208H185ZM8 210V209H7ZM32 210V209H31ZM50 210V209H49ZM71 210H72V204H71ZM108 210V209H107ZM153 210V209H152ZM217 210V209H216ZM39 211V210H38ZM63 210H61L60 212H62ZM98 211H99V209H98ZM114 211V210H113ZM154 211V210H153ZM190 211V210H189ZM27 212V211H26ZM106 212V211H105ZM117 212V211H116ZM133 212V211H132ZM191 212V211H190ZM201 212V211H200ZM241 212V211H240ZM30 213V212H29ZM36 213V212H35ZM98 213V212H97ZM107 213V212H106ZM114 213V212H113ZM215 213V212H214ZM217 213V212H216ZM255 213V212H254ZM25 214H27V213H25ZM47 214V213H46ZM49 214H51V213H48V215ZM79 214V213H78ZM101 214V213H100ZM104 214V213H103ZM115 214V213H114ZM212 214H213V211H212ZM42 215V214H41ZM65 217H67V216H69L70 215V212H67V213H65V214H63ZM97 215H99V214H97ZM147 215H148V213H147ZM241 215H243V214H241ZM250 215V214H249ZM254 215V214H253ZM26 216V215H25ZM47 216V215H46ZM71 216V215H70ZM100 216V215H99ZM102 216V215H101ZM115 216V215H114ZM155 216V215H154ZM191 216H192V214H191ZM199 216V215H198ZM109 217H111V216H109ZM108 217V218H109ZM121 217V216H120ZM193 217V216H192ZM213 217H214V215H213ZM258 217V216H257ZM24 218V217H23ZM33 218V217H32ZM40 218H42V217H40ZM49 217H47V219H48ZM51 218H52V216H51ZM54 218V217H53ZM145 218V217H144ZM147 218V217H146ZM155 218H156V216H155ZM180 218H182L181 217V215H180ZM180 218H178V219H180ZM196 218V217H195ZM198 218V217H197ZM216 218V217H215ZM235 218V217H234ZM250 218V217H249ZM253 218V217H252ZM256 218V217H255ZM25 219V218H24ZM24 219H21V220H24ZM36 219V218H35ZM100 219H101V217H100ZM41 220V219H40ZM180 220H182V219H180ZM198 220V219H197ZM51 221V220H50ZM103 221V220H102ZM109 220L107 219L106 220V222H108ZM111 221V220H110ZM145 221V220H144ZM179 221V220H178ZM177 221V222H178ZM184 221H185V219H184ZM183 221V222H184ZM239 221V220H238ZM253 221H254V219H253ZM22 222V221H21ZM192 222H194V221H192ZM197 222V221H196ZM24 223H25V220H24ZM23 223V224H24ZM52 223V222H51ZM66 223L67 224H69L68 226H69V229H70V231H68V232H61V235H59V234H56L55 236L54 235H52V231H50V230H53V229H50V230H47V229H45V228H42V229H38V230H35V227H34V230H33V228L31 229V228H28V224H27V221H26V225H24L25 226V229L22 231L21 230V228L23 227H21V228H19V238L22 236L23 237V239H27L26 241L27 242H29V244L27 245V247H26V249L28 250V251H30V254H28V255H31V254H34V258L33 259H31V261H30V264H97L96 263V261H95V259H94V257H93V253L91 254V248H93L94 246H96L97 245V242H98V240H100L101 238H103V241L105 242V243H109L107 240H106V232H107V227H104V225H98L97 223V225H95V223L94 222H92L91 223V221H89V220H87V219H83V218H81V215H78V216H75V218L73 219V220H67L66 221ZM181 223V222H180ZM186 223V222H185ZM189 223H191V221L189 222ZM242 223V222H241ZM23 224H21L20 223V225H23ZM183 225H185L186 226V224H184V223H182ZM194 224V223H193ZM212 224V223H211ZM251 224V223H250ZM8 225V224H7ZM16 225V224H15ZM144 225V224H143ZM160 225V224H159ZM199 225V224H198ZM248 225V224H247ZM107 226V225H106ZM149 226V225H148ZM193 226V225H192ZM243 226V225H242ZM257 226V225H256ZM263 226V225H262ZM10 227V226H9ZM12 227H14V226H12ZM58 227V226H57ZM160 227V226H159ZM196 227V226H195ZM247 227V226H246ZM258 227V226H257ZM264 227V226H263ZM8 228V227H7ZM18 228V227H17ZM16 228V229H17ZM36 228H37V226H36ZM52 228V227H51ZM54 228V227H53ZM92 229L90 232H89V230L88 229ZM182 228V227H181ZM180 228V229H181ZM197 228V227H196ZM211 228V227H210ZM236 228H237V226H236ZM185 229V228H184ZM187 229V228H186ZM238 229H239V227H238ZM54 230H56V229H54ZM144 230V229H143ZM190 230V229H189ZM236 230V229H235ZM250 230H252V228L250 229ZM60 231V230H59ZM87 231L89 232L88 233V235H87ZM184 231V230H183ZM1 232V231H0ZM12 232V231H11ZM234 233H236L235 231H233ZM254 232H255V230H254ZM13 233V232H12ZM56 233H59V232H56ZM121 233V230L119 231V234ZM143 233V232H142ZM183 233V232H182ZM184 233H186V231L184 232ZM245 233V232H244ZM258 233V232H257ZM260 233V232H259ZM164 234V233H163ZM233 234V233H232ZM252 234V233H251ZM1 235H3V232H2V234ZM0 235V236H1ZM185 235V234H184ZM183 235V236H184ZM240 235V234H239ZM263 235V234H262ZM6 236V235H5ZM187 236V235H186ZM196 236V235H195ZM233 236V235H232ZM231 236V237H232ZM238 236V235H237ZM261 236V235H260ZM259 237V236H258ZM18 238V239H19ZM120 239H121V237H119ZM239 238V237H238ZM244 238H246V236L244 237ZM17 239V240H18ZM22 239V240H23ZM184 239V238H183ZM192 239V238H191ZM255 239V238H254ZM15 240V239H14ZM22 240H18L19 242L21 241L22 242ZM185 241H186V239H184ZM247 240V239H246ZM184 241V242H185ZM20 242V243H21ZM128 241H124V245L126 246V245H128V243H127ZM193 242V241H192ZM219 242V241H218ZM250 242V241H249ZM24 243H25V240H24ZM5 244V243H4ZM4 244H2V245H4ZM35 244H38L40 247H35ZM188 244V243H187ZM1 245V246H2ZM22 245V244H21ZM241 245V244H240ZM239 245V246H240ZM5 246V245H4ZM129 248H130V254L128 253V252H125V253H123V252H120V255H118V252H117V250H115V248L114 249H111V247H109V245L108 244H105L104 245V247H103V249H104V254H112V255H114L115 257H116V260H121L122 261V264H132V261H133V256H134V253H133V246L129 243ZM244 246V245H243ZM7 247V246H6ZM5 247V248H6ZM18 247V246H17ZM22 247V246H21ZM35 247V248H34ZM127 247V246H126ZM166 247V246H165ZM241 247H242V245H241ZM253 247V246H252ZM4 248V247H3ZM1 249L0 250V264H21L20 263V261H19V259H14V258H12L11 257V254H10V250L8 249V251H9V255L6 257L5 255H4V251H5V248L4 249ZM32 248H33V250H32ZM97 248V247H96ZM100 248H101V246H100ZM202 248L204 249L205 248V245L203 244L202 245ZM7 249H6V251H7ZM21 249V248H20ZM19 249V251H21ZM24 249H25V245H24ZM191 249V248H190ZM255 249H258V248H255ZM16 250V249H15ZM39 251H41L40 253H39ZM121 251V250H120ZM126 251H128V250H126ZM179 251H180V249H179ZM178 251V252H179ZM186 251V250H185ZM188 251V250H187ZM250 251V250H249ZM252 251V250H251ZM14 252V251H13ZM22 252V251H21ZM161 252V251H160ZM258 252V251H257ZM243 253V252H242ZM246 253V252H245ZM17 254H18V252H17ZM17 254H15V255H17ZM165 254H167V253H165ZM178 254V253H177ZM244 254V253H243ZM14 255V256H15ZM19 255V254H18ZM98 255V254H97ZM183 255V254H182ZM185 255V254H184ZM13 256V257H14ZM23 256V255H22ZM95 256V255H94ZM103 256V255H102ZM154 256V255H153ZM262 256H264V255H262ZM19 257V256H18ZM31 257V256H30ZM100 257V256H99ZM115 257H113V258H115ZM158 257H159V254H158ZM166 257V256H165ZM186 257V256H185ZM247 257V256H246ZM251 257V256H250ZM259 257H261V256H259ZM258 257V258H259ZM22 258V257H21ZM26 258V257H25ZM24 257H23V259H25ZM88 258H90V259H88ZM231 258V257H230ZM27 259V258H26ZM227 259V258H226ZM245 259V258H244ZM247 259V258H246ZM249 259V258H248ZM251 259V258H250ZM254 259V258H253ZM21 260V259H20ZM39 260V261H38ZM99 260V259H98ZM97 260V261H98ZM105 260V259H104ZM165 260V259H164ZM181 261H182V259H181ZM224 261V260H223ZM238 261V260H237ZM254 261V260H253ZM29 262V261H28ZM167 262V261H166ZM235 262V261H234ZM225 263V262H224ZM244 263H246V262H244ZM253 263V262H252ZM102 264V263H101ZM225 264H228V263H225ZM232 264V263H231ZM250 264V263H249Z\"/></svg>",
	"mask_w": 264,
	"mask_h": 264
},
{
	"label": "clouds",
	"instance_id": "obj_3",
	"mask_svg": "<svg viewBox=\"0 0 264 264\" xmlns=\"http://www.w3.org/2000/svg\"><path fill=\"white\" fill-rule=\"evenodd\" d=\"M160 15L166 25L174 26L177 23L175 13L171 9H162Z\"/></svg>",
	"mask_w": 264,
	"mask_h": 264
}]
</instances>
